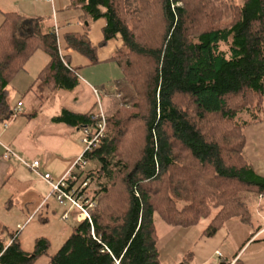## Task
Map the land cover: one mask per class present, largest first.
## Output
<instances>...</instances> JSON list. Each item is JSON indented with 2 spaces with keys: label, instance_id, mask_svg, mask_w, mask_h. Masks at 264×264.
I'll return each instance as SVG.
<instances>
[{
  "label": "trees",
  "instance_id": "16d2710c",
  "mask_svg": "<svg viewBox=\"0 0 264 264\" xmlns=\"http://www.w3.org/2000/svg\"><path fill=\"white\" fill-rule=\"evenodd\" d=\"M68 1L85 20L104 21L99 47L119 38L109 61L121 73L113 91L121 106L82 153L88 169L74 165L63 181L61 192L81 198L88 220L73 223L51 255L43 238L30 253L15 239L0 244V264L44 255L49 264H159L153 215L181 229L207 220L206 237L231 220L250 226L245 194L264 196V179L242 156V132L262 121L264 0ZM18 22L8 14L0 25V123L12 114L7 88L36 51L47 57L41 89L77 86L52 31L18 37ZM64 43L98 64L85 36ZM52 120L87 141L100 122L99 113L65 109Z\"/></svg>",
  "mask_w": 264,
  "mask_h": 264
},
{
  "label": "crops",
  "instance_id": "0c3cea01",
  "mask_svg": "<svg viewBox=\"0 0 264 264\" xmlns=\"http://www.w3.org/2000/svg\"><path fill=\"white\" fill-rule=\"evenodd\" d=\"M8 14H14L19 18L16 34L18 37L48 33L52 30L54 21L58 26L56 42L60 55L66 59L70 68H77L74 72L77 86L72 91L50 92L41 89V85L35 81L36 78L32 82L30 79L23 81L26 76V65L36 56L38 52L36 51L27 60L23 70L18 73L21 76V83H18V80L11 82L7 88L8 105L12 114L7 120L0 123V244L5 249L11 240L15 239L24 253H30L35 239L43 238L49 243L44 234L42 236L33 234L23 241L21 240L22 233L32 222L34 215L42 211L44 207L46 210L39 225L41 227L48 222L51 208L50 200H52L50 197L51 189L41 179L39 172L43 175H49L50 182L55 184L70 169L69 165L66 168L62 166L58 170H51L47 167L48 162L44 157L43 168H40L38 160L32 154L39 151L45 152L48 147L50 148L52 145L50 136L52 124L56 127L63 126L66 131L69 128L62 124L53 123L52 119L60 114L61 109L74 114L83 113L77 106L78 99L74 100L71 110L64 108L61 104V98L64 94L73 93L82 85L91 94L95 95L94 91L99 89L103 98L113 97L114 83L120 79L121 73L120 77L117 78L116 70L118 67L109 59L120 48L121 43L119 38L115 37L108 40L103 47H99L104 21L102 19L85 20L81 10L70 7L68 0H52L51 5L39 0H0V25L4 16ZM66 35L85 36L90 47L95 49L98 64L89 66L82 56L67 49L64 43V36ZM46 62V55L44 58L40 57L42 65L40 70ZM17 104H19L18 107ZM261 118V122L244 128L242 132L244 140L242 156L253 172L264 179V90ZM73 130L79 132L78 129ZM4 147L11 150L18 159H2ZM32 161L38 163L37 172L39 175L37 176L23 165V163L28 164ZM255 197L259 198L256 202L254 201L256 208L258 203L264 200V196ZM53 205L55 204L53 203ZM222 227L221 231L218 229L213 235L216 236L217 232H220L222 234L220 240L227 241L225 246L228 254H222L217 250L213 251V255L220 262L219 264H264V223L262 221L246 226L231 220ZM58 234L59 236L64 235L61 231ZM49 248L50 244L47 254ZM208 260L209 258L202 259L199 264H207ZM33 264H49V258L47 255L41 256Z\"/></svg>",
  "mask_w": 264,
  "mask_h": 264
},
{
  "label": "rangeland",
  "instance_id": "374dc122",
  "mask_svg": "<svg viewBox=\"0 0 264 264\" xmlns=\"http://www.w3.org/2000/svg\"><path fill=\"white\" fill-rule=\"evenodd\" d=\"M44 55L43 52L38 51L36 56L26 65V76L23 81L30 79L32 82L35 80L37 77L36 74L42 66L40 57L44 58ZM116 73L117 78L120 77V71L118 69ZM20 77V74H17L12 82L18 80V83H21ZM94 92L95 95L93 93L91 94L87 88L81 85L73 93L64 94L61 98V104L64 108L71 110V105H73L74 100L78 99L77 106H79V110H82L83 113H85V111H90L96 114L100 113L103 117L111 115L118 106H121L118 95H113L112 98H103L99 89H96ZM59 127L52 124V132L50 134L52 145L50 148L48 147L45 152H34L32 156L38 160L40 168H43L44 157L48 162L47 167L49 169L58 170L59 167L64 166L66 168L70 165L69 172L83 153L85 144L82 142V139L84 137L80 132H75L73 129L68 128L66 131L64 130L66 129L65 127ZM88 167L89 164L84 166L86 169H88ZM76 171L77 170L73 169V173H76ZM68 172L64 177L68 175ZM39 174L41 176L43 175L40 172ZM245 195L244 201L248 205L252 223L259 221L264 223V200L259 202L255 208V202L259 198L249 194ZM53 203L55 205H53ZM50 206L48 222L41 225V227L39 225L46 210V207H44L42 211L34 215L32 222L21 235L22 241L33 234H37V236H42L44 234V236H47L50 244L49 255L53 254L59 248L69 234L70 227L75 223L70 216L71 211L67 212V206H60L53 199L50 200ZM64 213L68 214V218L65 221L61 220V216ZM62 222L65 223L63 224ZM152 224L157 240L156 250L158 252L159 264H199V261L206 258H209L207 264H219L220 262L217 257L213 255V251L217 250L222 254H228V250L225 246L227 241L220 240L222 235L220 232H217L218 234L213 237L202 235L207 220H201L196 226L181 229L168 227L161 222L158 216L153 215ZM223 227H221L219 231H221ZM59 231L63 232L64 235L59 236ZM215 254L217 255L218 253L216 252Z\"/></svg>",
  "mask_w": 264,
  "mask_h": 264
},
{
  "label": "built area",
  "instance_id": "2783aa9c",
  "mask_svg": "<svg viewBox=\"0 0 264 264\" xmlns=\"http://www.w3.org/2000/svg\"><path fill=\"white\" fill-rule=\"evenodd\" d=\"M42 3H48V4H52V0H39ZM52 33L54 35L55 41H56V37H57V32H58V26L57 24L53 21L52 23ZM56 47H57V53L59 55V57H61L60 55V51L56 42ZM19 106V104H17V107ZM99 118H100V122L96 125L97 128V134L91 139V141H87L85 140V138L82 139V142L85 144V147L83 149V152L87 151L88 148L90 147V145L92 143H94V141L96 140L97 137L101 136L102 130L104 128V117L102 116V114L99 113ZM9 158H15L18 159V157L8 148H3V154H2V159L6 160ZM81 156L77 159V161L74 163V165H80V167H84L86 164L84 162L81 161ZM23 165L29 170L31 171L34 175H39L37 172V167H38V163L36 161H32L31 163H23ZM73 165V166H74ZM41 179L43 181H45L46 184L49 185L51 192H50V197L60 206H67V212L71 211L72 214L71 217L73 219V221L75 223L77 222H81L83 220H88V215L85 211V209L83 208L82 204L79 203L81 201L80 197H77L75 200L72 198V194L71 195H66L63 194L61 192V188L64 187V179L65 177H63L58 183L52 184L50 182V179L48 177V175H42ZM85 186V184H82L81 187ZM83 204H86V202H84ZM90 207V206H89ZM68 218V214L64 213L61 216V220L65 221Z\"/></svg>",
  "mask_w": 264,
  "mask_h": 264
}]
</instances>
